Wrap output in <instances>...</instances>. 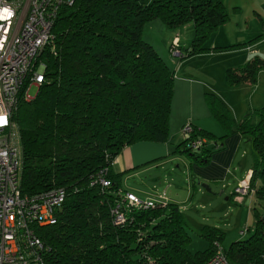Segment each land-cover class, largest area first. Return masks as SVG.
<instances>
[{
    "label": "trees",
    "instance_id": "obj_1",
    "mask_svg": "<svg viewBox=\"0 0 264 264\" xmlns=\"http://www.w3.org/2000/svg\"><path fill=\"white\" fill-rule=\"evenodd\" d=\"M154 20L168 31L191 23L190 44L170 48L171 53L180 50L182 58L248 44L205 46L230 20L225 0H73L61 8L52 41L40 55L45 80L34 98L20 99L11 118L23 151L21 192L65 191L55 223L35 229L42 264H205L223 239L220 229L205 225L200 235L208 248L190 254L178 206H127L124 176L112 170L124 148L169 141L174 73L142 37L144 26ZM262 72L264 60L253 57L228 69L225 82L232 88L254 85ZM206 100L223 136L193 127L174 153L206 166L223 150L226 137L239 134L252 149L250 188L264 199V108L238 122L215 94L206 92ZM102 177L108 187L100 184ZM190 181L192 188L202 184L193 176ZM116 206L124 217L121 224L114 222ZM257 212L254 233L225 250L230 262L264 264V220Z\"/></svg>",
    "mask_w": 264,
    "mask_h": 264
},
{
    "label": "crops",
    "instance_id": "obj_2",
    "mask_svg": "<svg viewBox=\"0 0 264 264\" xmlns=\"http://www.w3.org/2000/svg\"><path fill=\"white\" fill-rule=\"evenodd\" d=\"M225 6L228 11L231 7L237 11H230L229 22L214 31L205 46L211 49L224 47V45L248 43L245 45L247 47L240 52L209 51L189 58H182L179 55L181 51L177 49V51L174 50L172 52V57H176L175 60L172 59L173 61H170L165 57L168 68L174 73V93L170 106L169 141L164 144L152 142L132 144L124 148L112 163V170L115 173L123 174V184L126 186L128 185V180L134 177L141 179L142 176L146 177L149 174H154L158 178L160 176V179L154 178L153 181L155 183H152L151 195L145 198H141L137 193L144 195L147 191H140V189L131 186H129L131 187L130 189L126 190L132 192L140 200L144 201L147 199L152 202H160V195L165 192L167 187L168 190H174L175 193L171 196L165 192V202L176 204L182 213L184 221V211L187 210L185 206L190 199V193L200 191V189L208 191L210 188L208 185L224 182L226 180V166L231 162V156L238 151L244 141L239 134H232L226 137L223 140V150L214 153L206 166L190 164L185 157L184 160L175 156L174 150L183 139L179 132L180 128L185 126L183 124L187 122L190 123L192 128L208 131L216 137H222L224 134V130L211 118L210 112L207 110L203 99L204 93L211 91L219 96L226 106L227 104L230 106L233 113L232 116L238 122H241L249 112L264 108V72L258 75L257 82L254 85L232 88L225 82V73L228 69L236 68L253 57H259L264 60V0H225ZM157 22L158 20H154L148 23L144 26V29ZM158 23H160V27H163L161 22ZM167 33L170 40L176 38V47L182 48L187 47L194 36L192 25L191 27L188 25L185 28L182 27L170 32L167 30ZM259 37V40L254 41ZM145 40L149 42L147 39ZM239 91L243 96L247 97L248 106L229 103L233 95L238 96ZM253 122L257 123V119L254 118ZM176 162H184L189 172L188 186L190 190L188 189L187 193L181 190L178 183L175 184L174 179L166 174L158 173L161 166L172 165V167L177 169L179 165L175 164ZM252 168L251 155L250 174ZM173 173L175 174L176 172L173 171ZM191 176L201 181L202 184L198 183L197 187L192 188ZM225 187L224 185L223 189ZM242 202L250 210L254 206V210L258 211L257 205L264 207V199H259L256 192L252 197H242ZM246 230H250V226Z\"/></svg>",
    "mask_w": 264,
    "mask_h": 264
},
{
    "label": "built area",
    "instance_id": "obj_3",
    "mask_svg": "<svg viewBox=\"0 0 264 264\" xmlns=\"http://www.w3.org/2000/svg\"><path fill=\"white\" fill-rule=\"evenodd\" d=\"M72 2L0 0V264H42L38 251L43 246L35 229L55 223L65 200L63 189L32 196L21 192L23 151L18 128L11 118L20 99H32L31 89L39 90L44 82L46 68L40 55L52 41L51 31L59 11ZM191 132V125L180 130L183 139ZM200 144L198 142L197 146ZM249 180L250 175L235 193L241 197L254 196ZM99 182L103 187L110 185L104 177ZM160 198V202L143 201L132 193H123V203L135 208L165 205V192ZM119 208L116 206L113 210L115 224L124 222ZM261 219L264 220V213ZM205 264L235 263L230 262L225 250L215 243L214 252Z\"/></svg>",
    "mask_w": 264,
    "mask_h": 264
},
{
    "label": "rangeland",
    "instance_id": "obj_4",
    "mask_svg": "<svg viewBox=\"0 0 264 264\" xmlns=\"http://www.w3.org/2000/svg\"><path fill=\"white\" fill-rule=\"evenodd\" d=\"M229 11L234 12L235 10L233 11V7H231ZM158 22L160 21L158 20ZM158 22L149 25V27H146L143 30L142 37L145 42H147L145 40L147 39L149 41L147 43H151L150 45L165 63L166 58H168L170 61H173L176 59V57H172L170 48L172 46L176 47V38L170 40L167 29L163 24V27H160V23ZM188 25L189 27H191V23H189L183 26V28ZM246 47L247 46H241L235 50L224 52H240ZM37 91V88H32L29 92V96L33 98L36 95ZM206 92H208L209 94L213 93L211 91ZM217 97L223 102V100L219 96ZM229 103L232 105L241 104L248 106V99L240 92L238 96L233 95ZM205 104L207 110L210 112L207 105V100ZM226 107L229 108L230 112L232 113L231 108L228 104ZM210 115L211 118L219 125L218 121L212 116L211 113ZM183 125H190V123L187 122ZM250 151V144L243 141L242 146H240L238 151L235 152L233 156H231V162L226 166V180L224 182L208 185L210 187L209 189L207 188L209 192L200 189V191H193L192 193H190V199L185 206L187 210L184 211L185 222L187 225L185 231L190 238L187 249L190 254L202 252L208 248V241L200 235V230L205 225L220 229L219 231L222 232L223 239L219 242V245L223 250H227L233 243L245 240L254 233L255 222L258 221L256 210H254V206L251 207V210L250 208H246L242 202V197L234 193L235 189L249 178L251 171ZM175 156L184 159V156L182 155L176 154ZM175 164L179 165L177 169L172 167V165H168L167 167L161 166L158 170V173L166 174L170 178L174 179L175 184L178 183L181 187V190L186 191L185 193H187V190L189 189V172L186 169V165L184 162H176ZM173 171H175L176 173L174 174ZM154 178L160 179V176L158 178L154 174H149V176L146 177L142 176L141 179H139L138 177H134L133 179L128 180L127 186L123 184V189L125 190L134 187L140 189V191H147L144 195L136 192L138 196H140L141 198H145L148 195H151L150 193L152 191V183H155V181H153ZM224 185L226 187L223 189ZM165 192H167L169 196L175 193L174 190H168V187L166 188ZM257 208L260 213H264V207L257 205ZM248 226H250V230H246Z\"/></svg>",
    "mask_w": 264,
    "mask_h": 264
},
{
    "label": "water",
    "instance_id": "obj_5",
    "mask_svg": "<svg viewBox=\"0 0 264 264\" xmlns=\"http://www.w3.org/2000/svg\"><path fill=\"white\" fill-rule=\"evenodd\" d=\"M205 188V186H203Z\"/></svg>",
    "mask_w": 264,
    "mask_h": 264
}]
</instances>
